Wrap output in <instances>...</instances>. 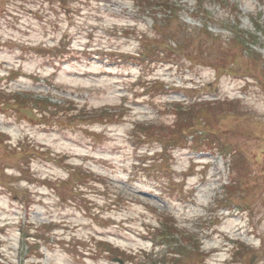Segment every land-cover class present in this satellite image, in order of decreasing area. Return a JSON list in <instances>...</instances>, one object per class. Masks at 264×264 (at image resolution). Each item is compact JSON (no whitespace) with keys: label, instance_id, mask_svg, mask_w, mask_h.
Listing matches in <instances>:
<instances>
[{"label":"rangeland","instance_id":"374dc122","mask_svg":"<svg viewBox=\"0 0 264 264\" xmlns=\"http://www.w3.org/2000/svg\"><path fill=\"white\" fill-rule=\"evenodd\" d=\"M198 1L180 0L178 16L221 36L212 56L143 67L129 59L136 35L158 37L130 0H0L2 89L61 107L45 119L0 109V264H150L139 250L155 247L178 264H264V0ZM237 19L263 62L225 43ZM199 97L233 103L197 126L216 134L204 151L190 143L165 158L135 139L136 124L169 127L168 105ZM178 249L188 255H169Z\"/></svg>","mask_w":264,"mask_h":264},{"label":"trees","instance_id":"16d2710c","mask_svg":"<svg viewBox=\"0 0 264 264\" xmlns=\"http://www.w3.org/2000/svg\"><path fill=\"white\" fill-rule=\"evenodd\" d=\"M141 12H147L150 19H152V28L156 33L155 37L156 41L151 42L148 40L146 35L138 34L137 40L140 43L138 53L134 56L129 57L131 61H135L140 66L145 67L146 65L157 64L161 61H170L171 57L174 55L176 57H185L184 53H188L191 56H197L204 49L202 56L210 57L212 56V51L209 50L210 46L221 40V36L217 35L214 32H211L208 26L205 24L203 27H192L184 23L178 16V3L180 0H130ZM202 4V0H199ZM198 1V3H199ZM213 1V0H212ZM223 9H226V4L228 0H217ZM236 7V8H235ZM232 6L231 15L236 13L237 6ZM162 14L160 16L159 14ZM205 14V12H203ZM239 19H237L236 26L230 28V35L228 37L227 42H225L229 47L230 45H238L240 46L243 54L249 60H260L263 62L262 54L257 51L254 47L260 44V47L263 48L261 44V39L250 32L240 31L238 30ZM257 31L260 30V26L255 23ZM157 40H162L158 42ZM196 43H199L196 45ZM205 45V46H204ZM175 46V47H173ZM225 48V47H224ZM220 50L225 51L224 54L229 56L236 57L235 53H232V50L226 49ZM137 55V56H136ZM199 56V55H198ZM162 57V60H160ZM187 59V58H186ZM221 61H225L223 57ZM214 67L215 71L218 75H221L223 69L227 71H233V68L229 70L227 65H214L210 64ZM157 81V80H155ZM1 82V80H0ZM151 84V83H150ZM149 84V86H150ZM149 88V87H148ZM155 90L160 89L164 91V85L160 84V82H155L152 87ZM0 95L7 96L9 99L4 101L2 96H0V109L2 112H6L7 110L20 111L22 109H32L34 112L38 114L39 117L47 118L48 115L56 116V114L60 113L61 107L58 106L57 103H52L51 98H38L29 94L22 93H8L6 89H2L0 85ZM70 102H67L68 104ZM187 101L183 102H172L168 105L170 108V114L174 117L173 124L169 127H159L160 129H154L155 127L147 126L146 124H136V140H144L150 142H155L160 145V153L161 156L167 158V156L172 155V153L177 149L186 148L184 145L193 144L192 151L201 152L204 151V148L207 146L204 143L212 145L217 140L213 139L216 134L214 132L204 131L199 132L197 126L200 125L201 121L209 122L211 117H217V115H222L223 112H226V107L231 106L233 103L228 100H207L201 97L192 100L190 104H187ZM59 109V110H58ZM59 111L58 113H55ZM102 117H104L102 115ZM110 117H114L111 116ZM191 138V139H190ZM212 139V140H211ZM225 143L219 144V149L221 155L227 156L232 155L233 150ZM224 145V146H223ZM36 149L35 146H33ZM203 149V150H202ZM214 151L213 149H210ZM77 174V171H76ZM86 175V174H84ZM77 178L79 177L76 175ZM227 189L232 190V187H228ZM224 207H228L225 205ZM164 216V215H163ZM164 218H160L159 222L161 224L160 229L164 230L165 226L168 228L164 233V236L172 239H176L175 236L181 231L175 223H171L169 221V217L165 216ZM159 229V230H160ZM192 238H182L183 242L189 240L191 242ZM38 241V240H37ZM177 241V242H176ZM180 242V241H179ZM103 240H99V244H104ZM170 245L172 243L169 241ZM175 243L178 244V240H175ZM243 245V244H242ZM109 253L118 252V248L115 250L108 246ZM199 245L195 243L194 249L199 251ZM107 251V252H108ZM144 252L145 257H149L150 264H178L175 262H170L167 260V253H154L156 252V248L152 251V254H148L145 250H139V253ZM169 255H175L174 257L179 255H188L185 252L177 250V252H169ZM155 256L156 259L152 260V257ZM174 258V259H175Z\"/></svg>","mask_w":264,"mask_h":264},{"label":"water","instance_id":"95a60500","mask_svg":"<svg viewBox=\"0 0 264 264\" xmlns=\"http://www.w3.org/2000/svg\"><path fill=\"white\" fill-rule=\"evenodd\" d=\"M115 262H119L120 264H123V262L119 259H114Z\"/></svg>","mask_w":264,"mask_h":264}]
</instances>
